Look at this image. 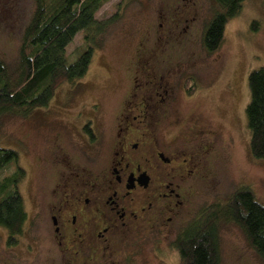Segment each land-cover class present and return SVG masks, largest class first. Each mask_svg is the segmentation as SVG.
<instances>
[{
    "label": "rangeland",
    "instance_id": "obj_1",
    "mask_svg": "<svg viewBox=\"0 0 264 264\" xmlns=\"http://www.w3.org/2000/svg\"><path fill=\"white\" fill-rule=\"evenodd\" d=\"M33 9V0H0V60L10 74H15L22 34ZM216 11L212 0H108L98 8L95 19L110 21L94 40L84 88L74 89L63 83L47 107L37 108L26 117L5 115L0 119V148L15 151L18 165L25 171L17 190L27 212L44 195L41 191H48L55 181L46 150L54 137L67 151L73 152L74 146L80 145L76 128L83 121L100 116L104 125H111L116 112L112 106L117 100L114 94L125 93L128 88L126 62L137 44L143 42L144 33L148 32L151 40L159 23L166 26L186 17L194 18L189 37L197 44L195 51H191L193 48L184 51L190 61L176 78L179 88L174 90L172 111L179 119L175 129L183 127L180 129L183 130L192 123L191 129L202 134L200 138L210 150L211 170L198 183L191 212L169 235L154 241V250L147 243L141 246L139 260L142 264H178L173 247L178 233L201 208L226 203L240 186L249 187L256 200L264 205V159L255 160L250 156L244 113L249 101L248 73L259 68L264 70V0H243L237 14L225 24L219 49L206 53L200 45L201 36ZM166 16L171 17L170 21ZM179 31L180 28L175 29L174 34ZM83 35L77 33L66 47L68 63L85 49ZM192 77L196 87L188 98L185 85L189 86ZM102 104L109 108L105 110ZM9 171H2L0 176ZM217 233L220 264H262L236 225L221 222ZM4 237L5 232L0 229V264L12 256L5 248ZM11 258L17 262L22 260L21 255Z\"/></svg>",
    "mask_w": 264,
    "mask_h": 264
},
{
    "label": "flooded vegetation",
    "instance_id": "obj_2",
    "mask_svg": "<svg viewBox=\"0 0 264 264\" xmlns=\"http://www.w3.org/2000/svg\"><path fill=\"white\" fill-rule=\"evenodd\" d=\"M193 19L159 23L151 40L144 33L126 62L128 88L114 94L111 125L100 116L83 121L73 152L55 137L50 142L55 181L29 208L21 236L10 243L4 238L6 250L22 256L5 264H142L140 247L154 250V241L191 212L198 183L211 170L210 150L192 123L175 129L172 100L190 61L184 51L196 50L189 37ZM87 81L84 75L71 87Z\"/></svg>",
    "mask_w": 264,
    "mask_h": 264
},
{
    "label": "trees",
    "instance_id": "obj_3",
    "mask_svg": "<svg viewBox=\"0 0 264 264\" xmlns=\"http://www.w3.org/2000/svg\"><path fill=\"white\" fill-rule=\"evenodd\" d=\"M108 0H33L34 9L25 26L18 49L15 74L0 60V119L7 115L26 117L37 108L47 107L55 90L63 83L73 85L87 72L97 34L109 21L94 15ZM217 7L204 28L202 45L206 53L216 52L223 41L225 24L233 18L243 0H212ZM254 24V23H253ZM252 24V25H253ZM82 32L85 49L68 63L65 49ZM187 95L196 87L189 78ZM188 81V82H189ZM249 101L244 113L249 131L248 149L255 160L264 159V70H251L247 76ZM78 89V88H76ZM17 153L0 148V229L6 242L23 233L27 211L17 185L25 171L18 165ZM11 167H10V166ZM10 167V168H9ZM236 225L248 247L264 264V205L247 186L238 187L224 204L201 208L173 241L178 264H220L217 228L219 223Z\"/></svg>",
    "mask_w": 264,
    "mask_h": 264
}]
</instances>
